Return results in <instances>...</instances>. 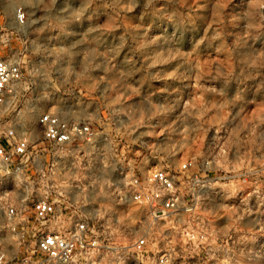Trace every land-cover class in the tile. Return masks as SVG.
I'll list each match as a JSON object with an SVG mask.
<instances>
[{"label":"rangeland","instance_id":"374dc122","mask_svg":"<svg viewBox=\"0 0 264 264\" xmlns=\"http://www.w3.org/2000/svg\"><path fill=\"white\" fill-rule=\"evenodd\" d=\"M0 58L23 71L12 124L33 131L51 110L97 131L74 180L104 247L148 228L146 212L120 200L128 162L144 173L194 158L211 179L195 197L213 242L186 249L172 234L173 264H264V0H0ZM248 167L254 230L234 236L233 197L247 190L236 175ZM6 191L15 202L0 174V198ZM154 230L149 252L162 237ZM11 249L0 205V251ZM115 253L104 248L102 262ZM124 253L121 263L138 264Z\"/></svg>","mask_w":264,"mask_h":264},{"label":"built area","instance_id":"2783aa9c","mask_svg":"<svg viewBox=\"0 0 264 264\" xmlns=\"http://www.w3.org/2000/svg\"><path fill=\"white\" fill-rule=\"evenodd\" d=\"M17 17L22 22L24 14L18 11ZM22 83L20 62L0 58V117L7 115L0 138V174L11 181L17 194L13 203L8 191L0 198L12 241L11 250L0 251V264H106L102 262L104 248L116 252L109 264H117L118 256L126 257L124 252L138 264L144 259L148 264H173L174 253L179 251L171 240L175 233L184 248L209 250L213 235L198 213L195 188H208L211 179L205 165L194 158L173 169L165 164L144 173L136 160L128 162L120 200L144 210L148 228L129 246L104 247L93 217L76 200L79 185L74 180V161L80 154L93 153L98 133L91 122L65 118L51 110L38 116L36 135L12 124L10 118L19 114L12 98ZM253 170L248 167L236 175L247 190H238L233 197V205L240 208L230 229L234 236L254 230ZM158 227L162 237L149 252Z\"/></svg>","mask_w":264,"mask_h":264},{"label":"bare ground","instance_id":"6f19581e","mask_svg":"<svg viewBox=\"0 0 264 264\" xmlns=\"http://www.w3.org/2000/svg\"><path fill=\"white\" fill-rule=\"evenodd\" d=\"M28 118H29V119H33L31 113L28 115ZM119 260H120V257L118 256V257H117V261H118L119 264H123V263L126 262V261H123V262L121 263V261H119ZM118 263H117V264H118Z\"/></svg>","mask_w":264,"mask_h":264}]
</instances>
